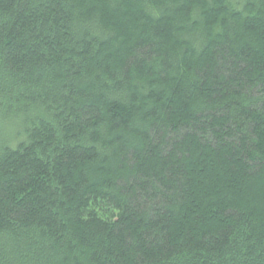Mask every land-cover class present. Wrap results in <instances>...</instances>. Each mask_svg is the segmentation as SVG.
Wrapping results in <instances>:
<instances>
[{"label": "trees", "instance_id": "obj_1", "mask_svg": "<svg viewBox=\"0 0 264 264\" xmlns=\"http://www.w3.org/2000/svg\"><path fill=\"white\" fill-rule=\"evenodd\" d=\"M0 264H264V0H0Z\"/></svg>", "mask_w": 264, "mask_h": 264}]
</instances>
